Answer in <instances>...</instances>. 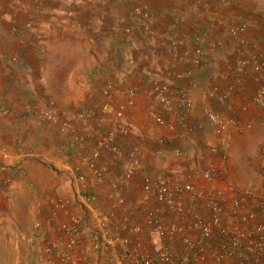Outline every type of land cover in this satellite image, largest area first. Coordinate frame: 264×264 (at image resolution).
Here are the masks:
<instances>
[{"label":"crops","instance_id":"0c3cea01","mask_svg":"<svg viewBox=\"0 0 264 264\" xmlns=\"http://www.w3.org/2000/svg\"><path fill=\"white\" fill-rule=\"evenodd\" d=\"M137 3L151 11L148 32L131 17ZM239 24L245 31L231 35ZM129 25L133 32L125 35L121 26ZM199 34L203 62L190 66L184 58ZM262 45L264 0H0V264H58L43 252V240L59 242L53 226L70 216L80 218L83 236L69 264H114V251L125 249L137 264L164 248L177 260L188 254L191 264H264V246L250 250L244 236L264 223V98L253 99L257 92L264 96V69L251 66ZM239 59L247 65L239 67ZM151 77L168 84L174 97L189 92L185 126L155 122L157 115L173 117L150 95ZM213 88L216 96L202 94ZM46 101H54L63 124L39 118L35 110ZM205 110L235 122L219 132L206 123ZM82 111L88 115L79 118ZM106 136L113 149H100L99 179L82 162ZM15 166L19 175L3 185ZM210 169L213 177L204 178ZM157 175L180 212L144 190ZM84 193L94 201L83 202ZM51 198L67 201L55 209ZM212 201L229 236L240 238L238 248L216 232L201 252L184 245L185 238L197 239L193 222L212 215ZM35 221L43 227L33 228ZM157 227L176 230L160 236ZM104 229L128 238L127 248L95 251L91 236ZM217 251L224 253L221 261Z\"/></svg>","mask_w":264,"mask_h":264},{"label":"built area","instance_id":"2783aa9c","mask_svg":"<svg viewBox=\"0 0 264 264\" xmlns=\"http://www.w3.org/2000/svg\"><path fill=\"white\" fill-rule=\"evenodd\" d=\"M131 17L134 19L139 29L142 32H148L151 28L152 24V16L151 11L147 5L144 3H137L131 9ZM246 29L245 24H239L235 27L229 29V33L231 35H237L239 32H243ZM13 30L17 31L18 27L15 26ZM133 29L131 25L127 26L124 30L126 35L132 34ZM202 36L195 35L193 40V47L190 55H187L184 58L185 63L190 66H199L202 64L203 60V49L200 46L202 41ZM247 60L239 59L237 64L239 67H244L247 65ZM252 68L254 71H260L264 69V45H262L261 53L259 55H254L252 57ZM191 71H187L184 74H178L177 78H185L186 76H190ZM151 85L150 95L156 99V101L160 104V106L173 117V121L165 119L161 115H157L154 117V120L157 124L167 127L168 129H173L177 124L186 125V118L188 116L189 110L193 106V99L187 90H181L174 97L170 90V87L166 83H161L157 81L154 77H151L149 80ZM188 86L193 88L195 83L191 80L188 82ZM127 96L132 97L134 92L133 90H128L126 92ZM202 94L205 97H214L217 94L216 88L203 90ZM264 96L262 92H257L253 99L255 102H261ZM131 103V101H129ZM105 111H108L110 108L107 104L103 106ZM5 112V111H4ZM6 113V112H5ZM87 112H79L78 117L84 118L87 116ZM38 116L40 119L45 120L47 122H55L58 119L57 112L53 107H46L39 111ZM117 118L122 117V113L119 111L116 113ZM205 121L208 125L216 129L217 131H223L227 128L231 127L235 120L233 118H226L211 110L204 111ZM112 136H106L104 139L100 140L98 144V148L95 149L91 155L84 159L83 166L89 170H92L97 178H101V172L96 168V159L99 157V152L101 148H109L112 147ZM136 163V161H134ZM134 163L127 166L126 173L130 175L134 170ZM20 167L15 166L9 171L2 179L4 183L9 185L13 182L15 177L19 175ZM214 170L210 169L204 173V178L211 179L214 175ZM79 178H82L80 176ZM144 190L153 192L159 201H165L170 208L175 211L180 212L181 204L172 198V192L167 185L165 179L157 175L152 180H147L143 186ZM184 191H187L191 194L193 191L192 186L185 185ZM81 198L85 203H91L94 201L95 196L93 194H81ZM65 198H51L47 202L49 206L55 209L63 208L66 204ZM38 206L41 205L40 202L37 203ZM210 209L212 210V215L209 218L204 217H196L193 222V227L198 230V237L196 240L185 238L183 240L186 248L191 250H197L201 252V247L203 246V242L211 237V235L216 232L217 235L223 239V241L231 248H238L240 246V238L238 237H230L227 228L222 226L220 223L219 214L221 212V207L218 203L212 201L210 202ZM261 209L264 210V204H262ZM255 212H251L249 217H254ZM81 220L78 216H70L67 220L57 222L53 226V232L56 234L58 240L60 239V244L56 240L52 239H44L42 250L43 252L50 256L54 257L58 264H69L70 260V250L74 246L78 245L83 236V229L81 227ZM43 224L40 221H35L33 223V228L41 229ZM134 232L138 233L141 231L140 227H135ZM175 228H169L168 230L157 227L155 228V232L160 236L167 234V236H173L175 233ZM245 236V244L246 247L256 253H258L262 247L264 246V223L256 224L252 230L248 231ZM92 248L95 251H101L105 248H116V246H120L121 248H127L130 240L128 238H118L117 236H111L107 230H99L95 231L92 236ZM114 264H132V258L127 249L122 250L120 252L114 251ZM224 257V253L217 251L214 254V258L216 261H221ZM155 260H159L166 264H191V258L188 254L181 256L178 260L175 259L173 253L170 249L164 248L157 250L154 256L144 255L142 256L137 264H155ZM240 264H244L241 262Z\"/></svg>","mask_w":264,"mask_h":264},{"label":"rangeland","instance_id":"374dc122","mask_svg":"<svg viewBox=\"0 0 264 264\" xmlns=\"http://www.w3.org/2000/svg\"><path fill=\"white\" fill-rule=\"evenodd\" d=\"M125 28H126V27L121 26L122 33H124ZM124 34H125V33H124ZM125 35H126V34H125ZM46 107H53V108L55 109V111L57 112L58 119H57L54 123H56L58 126H59L60 124H63V122L66 121L64 118H62L61 113L57 110L54 101H48V102L46 101V102H44L43 105H41V107H38V108L35 110L36 113H37V115H38V113H39V111H40L41 109L46 108ZM4 176H5V175H4ZM2 179H3V177H2ZM2 184H3V185H7V184L4 183V182H2ZM10 184H12V183H10ZM10 184H9V185H10ZM34 207H37V206H36V201L34 202Z\"/></svg>","mask_w":264,"mask_h":264},{"label":"trees","instance_id":"16d2710c","mask_svg":"<svg viewBox=\"0 0 264 264\" xmlns=\"http://www.w3.org/2000/svg\"><path fill=\"white\" fill-rule=\"evenodd\" d=\"M12 168H13V167H12ZM12 168H10V170H9V171H11V169H12ZM9 171H8V172H9ZM8 172H7V173H8Z\"/></svg>","mask_w":264,"mask_h":264}]
</instances>
